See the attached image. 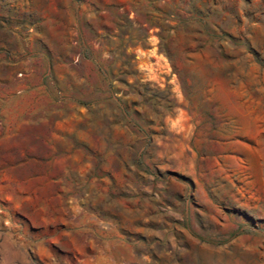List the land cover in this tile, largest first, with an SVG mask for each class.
<instances>
[{
  "label": "rangeland",
  "instance_id": "obj_1",
  "mask_svg": "<svg viewBox=\"0 0 264 264\" xmlns=\"http://www.w3.org/2000/svg\"><path fill=\"white\" fill-rule=\"evenodd\" d=\"M0 264H264V0H0Z\"/></svg>",
  "mask_w": 264,
  "mask_h": 264
}]
</instances>
